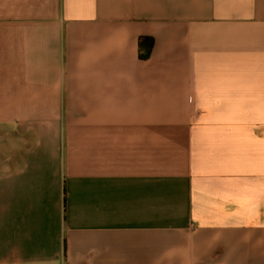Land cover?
Segmentation results:
<instances>
[{
    "label": "crops",
    "instance_id": "crops-1",
    "mask_svg": "<svg viewBox=\"0 0 264 264\" xmlns=\"http://www.w3.org/2000/svg\"><path fill=\"white\" fill-rule=\"evenodd\" d=\"M0 264H264V0H0Z\"/></svg>",
    "mask_w": 264,
    "mask_h": 264
},
{
    "label": "trees",
    "instance_id": "trees-1",
    "mask_svg": "<svg viewBox=\"0 0 264 264\" xmlns=\"http://www.w3.org/2000/svg\"><path fill=\"white\" fill-rule=\"evenodd\" d=\"M144 38H140V40H139V45H140V47H141V50H142V40H143ZM149 52H150V50L148 49V50H146V51H141L140 52V56L142 57V58H147L148 57V55H149Z\"/></svg>",
    "mask_w": 264,
    "mask_h": 264
}]
</instances>
